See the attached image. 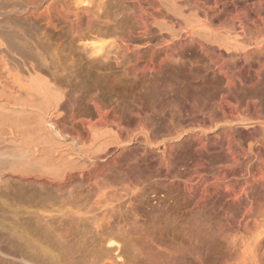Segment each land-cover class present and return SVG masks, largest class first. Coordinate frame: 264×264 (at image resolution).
I'll list each match as a JSON object with an SVG mask.
<instances>
[{
    "label": "bare ground",
    "instance_id": "6f19581e",
    "mask_svg": "<svg viewBox=\"0 0 264 264\" xmlns=\"http://www.w3.org/2000/svg\"><path fill=\"white\" fill-rule=\"evenodd\" d=\"M120 16L128 17L130 21L125 22L130 24L126 28L122 17L121 33L111 43L108 38L116 32L110 24ZM112 58L135 76L160 74L164 67L166 73L175 72L193 61L211 63L227 80L219 93L220 107L228 105L234 119L226 127H195L193 136L192 163L214 180L209 184L208 177L198 179L201 197L196 204L199 210L212 202L220 204L219 210L212 207L215 213L209 214H216L213 225L205 224L208 216L201 210L204 215L198 213L196 219L207 217H199L188 231L178 225L179 232L168 238L169 243L160 241V229L149 231L147 262L264 264V213L258 209L264 196V137L251 136L264 134V116L238 118L240 107L230 105L228 95L235 80L227 72L230 61H239L248 72L254 69L251 81L239 82L256 87L257 100L264 102V0H0V264H36L34 254L42 249L36 250L34 234L18 230L17 225L29 221L52 230L56 223H66L65 218L80 221V213L69 207L78 183L100 179L99 186L113 185L115 190L121 185L130 196L143 189L144 182L134 175L147 171V151L117 166L119 156L135 141L141 140L147 148H169L164 139L154 142L150 125L142 122L136 133L124 127L115 109L99 105L96 97L93 111L83 107L93 96L83 94V67ZM92 73L89 76L86 71V82L94 80L95 75L89 78ZM236 124L251 127H233ZM184 128L176 138L185 135ZM217 128L225 131L224 138L209 144L204 136ZM242 129L250 139L247 146L234 136ZM170 153L173 157L174 152ZM171 157L166 163L170 169ZM109 168L112 177L106 175ZM188 184L182 181L183 189L192 195L196 186L192 184V189Z\"/></svg>",
    "mask_w": 264,
    "mask_h": 264
},
{
    "label": "rangeland",
    "instance_id": "374dc122",
    "mask_svg": "<svg viewBox=\"0 0 264 264\" xmlns=\"http://www.w3.org/2000/svg\"><path fill=\"white\" fill-rule=\"evenodd\" d=\"M250 1L256 2V0ZM122 17L123 16L119 18L116 17L117 23L112 21L114 23L110 24L111 29L116 32L113 36L115 40H113L114 38H108L109 40L111 39V43L117 40L118 35L116 34L121 33L119 31L121 29L118 28L120 23L124 20L126 28L130 24L128 17H126V19L128 18L129 20L128 23L125 22V17ZM121 18L123 20H120ZM230 19V16L229 19L226 18L227 21ZM111 20H113V18ZM103 42L105 43L106 41ZM113 55L112 57H115ZM113 59L115 58L110 59L112 61L108 60L97 63L93 65L92 68H89L87 65L83 67L86 69L89 76V73L95 72V74L92 73V77L88 76L89 78H93V75H95L94 80L87 82L86 71L83 73L86 78L85 80L83 79V94L87 97L89 96L88 98L93 95L90 102L98 98L99 100L97 99L96 101L99 105L100 103L102 105L104 104L107 106V109L110 108L111 111L115 109L124 127L130 128V130L134 132H138V130H136L137 127L141 126L143 123V125H150L147 128L149 132L152 133V138L155 140L153 141L159 142V140L161 141L164 139L163 142H165V145L169 148L165 149L164 146L147 148L141 140L140 142L138 140L137 142L135 141L126 152H123L119 156L117 159V166L119 165L120 168L123 164L131 162V159L139 158L141 153L144 152L143 150L148 152L146 160L148 161L149 167L146 169L147 171L141 174L135 173L134 175L137 180L144 182V188L140 189L141 191L139 189L134 190L136 196L134 194L131 196L130 194L127 195V192L123 187L121 188V185H119V187L124 189V193L119 187V189L116 188L117 191L116 189L114 190L111 184V186H99L97 183L101 181L100 179L85 181L82 184L78 183L76 187L74 186L76 188L74 189L75 192L73 195L71 194V199L69 198V205H71L69 207L74 212L78 211V213H80V221L72 223L73 221L71 219L68 220L65 218V220H67V222L65 221L66 223H56L52 230L37 227L29 221L25 222L22 226L17 225L16 228L18 230H26V233L31 232V235H35L37 241L35 242L37 243L36 250L42 249L46 251L45 254L42 255L44 253L41 252L42 250L38 252L35 250V253H38L34 254L37 258V260L35 259L36 264H149L146 260V252H148L146 248L148 246V244L146 245L148 239L146 237L149 231L158 232L157 230L160 229L161 231H159L161 233L158 232V236L166 240L164 241L161 238H159V240L161 239L160 241H162L163 244L165 242L169 243L168 238H171L174 232V235L177 234V231L179 232L178 225H181L182 228L184 227L183 229L186 227L188 231L189 228L193 227V224H196L195 220L199 217L206 218L207 216L208 219L206 222L205 218H202V220H204L205 224L213 225L214 216L216 214H212L213 218L211 215L209 216V214L215 213L212 207H214V210H219L220 204L216 203L217 205H214V202L209 205L206 203V205H208L206 208L208 212L205 209H201L203 207L199 210L196 203L198 202L197 200L200 199L199 197H201V189L197 187L196 183L201 177H208V179L211 177L204 173L205 170L202 171L203 169L199 167V170H201L200 174L201 172L203 173L200 175L199 170L195 164L192 163L191 157L193 152L192 147L194 146L192 144L195 141V137L193 138V136H195L198 127H226L229 121H234L231 115L232 113L229 111L231 109L227 108L229 106L225 105L222 108L220 107L222 102L220 99L222 95L220 96V94H222L225 89V82L227 81L225 76L219 73V70L211 63L209 65V63L207 64L206 62L199 63L198 61V63H194L195 61H193L189 63L190 65L188 64L180 70H175V72L169 70V73H166L164 72L166 70L164 67L163 72H160V74L156 73L155 75V73H146L144 75L139 73L136 74V77L129 69H126L127 67L125 65H117V61ZM251 61L253 66L255 62L253 59ZM241 64L242 63L239 61H230L227 64L228 76H230L229 78L231 79L234 76L233 79L235 80V86L231 89V93L228 94L234 98L232 99L231 97V100L229 99L231 102L230 105L234 103V105L236 104L240 107L239 114H236L238 118L243 117L258 120L261 115L264 116V102L257 100L259 96L257 97V91H255L256 87L250 85L245 86L239 82L241 79H246L248 82L251 81L252 79L250 80V78L255 76V72L252 73L251 71L254 69H251L250 72L253 74L251 76V73ZM93 68H95V70ZM254 68H256L255 64ZM87 69L91 70L88 72ZM128 74H130V76ZM253 94H255V96ZM86 96H84V100L85 98L87 99ZM247 100L249 102H247ZM88 101L89 99L85 100L87 104L84 102L83 107L85 109L92 107L90 108L91 110H89L93 111V102H89L90 105ZM246 102L249 103V105L251 103V105L249 106ZM257 102L258 105L256 107L255 104H257ZM127 124H129L130 127ZM248 126L251 127V125ZM248 126L246 124H236L233 127L241 128ZM259 126L260 125H257V127ZM182 128L188 131L181 138H176V133L181 132ZM239 131H235L236 135L234 133L237 141L244 146L246 143L249 144L248 142L250 139L245 129ZM237 133H239L238 136ZM224 135L225 131L217 128L215 130L213 129V131H207L204 137L209 144H217L220 138L221 140L224 138ZM251 136L252 138L255 137V139H261L264 137V134L259 131L258 135H256V133H251ZM217 137H220L219 141ZM214 140L217 141L214 142ZM234 140H236L235 137ZM237 141H235V143H238ZM170 148L172 149L170 150ZM174 150L176 151V156H174ZM170 151L174 152L173 157H171L172 153H170ZM167 154L168 158H166ZM169 157H171L170 164L173 166L171 167L172 170L170 167H168V169V164H166L168 163ZM159 162H161L160 165ZM191 163L194 164L193 169L191 168ZM193 170H196V172L198 171V174ZM106 175L112 177L110 168ZM164 175H168L165 176L167 178H164ZM110 177L109 181L112 182L113 178ZM182 179L186 183L188 182L189 186L191 185L190 188L192 184H194L193 187L196 186L195 189L192 187V195L191 192L187 194L188 192L183 189L184 185H182ZM213 181L214 180L208 183L210 184ZM114 185L117 187L116 182ZM258 202V209L261 210L260 212L263 211L262 213H264V196H262ZM58 204L59 203H57V205ZM58 206H60V204ZM201 210H205V213ZM201 212L207 216H199L204 215L201 214ZM198 213L200 214L196 219L195 216ZM114 224L117 225V228L119 227L118 230L122 225L121 228L123 230H119L120 232L117 231ZM178 235H180V233ZM10 247L13 248L12 245H9V250ZM14 249H11L13 252L10 251L16 253V249ZM21 255L25 256V252L21 253ZM19 262L18 264H24L21 263V261ZM170 263L175 264V261Z\"/></svg>",
    "mask_w": 264,
    "mask_h": 264
}]
</instances>
